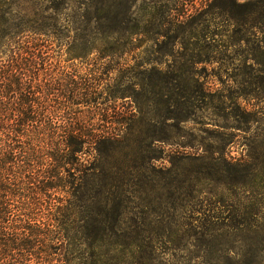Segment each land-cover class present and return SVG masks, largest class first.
<instances>
[{
  "label": "rangeland",
  "instance_id": "374dc122",
  "mask_svg": "<svg viewBox=\"0 0 264 264\" xmlns=\"http://www.w3.org/2000/svg\"><path fill=\"white\" fill-rule=\"evenodd\" d=\"M120 1L127 9V32L137 34H125L119 52L102 59L92 54L67 61L63 53L53 58L82 70L81 74L87 64L109 66L115 82L107 85L102 98L117 96V104L131 117L121 140L102 147L106 173L116 179L105 194L109 199L106 229L116 234L109 246L140 251L137 258L122 260L126 264H264V182L254 180L264 171V106L255 107L263 108V113L251 125L244 123L245 113L235 112L233 106L228 109L229 104L224 106L217 99L195 101L189 111L187 104L179 112L172 104L173 80L170 106H166L161 85L152 77L153 70L163 77L188 73L198 81L189 82V89L200 84L212 93L264 87V82L243 76L257 70L242 63L248 55L258 54L251 35L255 28L248 21L237 33L233 18L235 2L255 0ZM100 2L69 0L62 22H74L80 31L87 24L94 26L85 10ZM63 4V0H0V36L18 21L43 23L44 15L52 13L49 7L62 10ZM195 35L200 37L197 45ZM239 35L250 38L240 41ZM207 43L209 49L199 46ZM198 53L203 62L194 65L191 57ZM240 104L250 111L248 106L254 101ZM177 112H189V121L175 124L169 120L167 126L152 123L156 116L172 118ZM152 137L162 140L151 149ZM183 156L200 159L186 161ZM148 161L157 173L146 172ZM246 161H250L251 184L245 190L238 186L227 190L222 182H231L234 175L217 170L218 164ZM228 250L235 258L233 254L225 257ZM248 251L246 258L241 256Z\"/></svg>",
  "mask_w": 264,
  "mask_h": 264
},
{
  "label": "trees",
  "instance_id": "16d2710c",
  "mask_svg": "<svg viewBox=\"0 0 264 264\" xmlns=\"http://www.w3.org/2000/svg\"><path fill=\"white\" fill-rule=\"evenodd\" d=\"M63 1L62 10L48 8L52 13L44 15L43 23L18 21L0 36V264H126L122 260L135 259L140 253L110 247L109 241L116 234L106 229L109 199L105 194L116 179L106 173L102 147L119 142L131 119L117 104V96L102 98L107 85L115 82L109 76L111 70L106 65L87 64L81 74L82 70L53 59L60 53L69 58L67 61L92 54L102 59L121 50L125 34L132 36L137 31L127 32L123 1L108 4V0H101L96 7L91 3L92 9L87 7L85 15L94 26L87 24L83 31L74 22H62L69 7V0ZM234 5L237 15L233 18L239 27L236 32L248 21L255 28L251 35L258 54L248 55L242 63L257 70L243 76L262 83L264 0ZM247 6L252 9L247 10ZM195 37L197 45L200 37ZM248 38L239 35L237 39ZM199 46L210 48L208 43ZM197 55L191 57L194 65L203 62L202 54ZM152 74L161 85L166 106H170L173 80L172 104L179 112L187 104L189 111L195 101L217 99L224 106L229 104L228 109L233 106L235 112L245 113L244 123L249 125L263 113V108L255 109L258 104L264 106L262 86L212 93L200 84L189 89V82L198 83L195 75L179 72L163 77L155 70ZM242 100L254 101L248 104L250 111L241 106ZM179 112L172 118L156 116L152 123L167 126L171 120L186 124L189 112ZM160 139L152 137L148 148H154ZM199 159L182 157L186 161ZM250 168V161L222 162L216 167L234 175L231 182H222L227 190L237 186L247 189L253 179ZM146 172L155 174L157 170L149 163ZM254 180L264 182V171ZM261 240L264 242V234ZM249 253L241 256L246 258ZM232 254L234 257V252L224 251L226 258Z\"/></svg>",
  "mask_w": 264,
  "mask_h": 264
}]
</instances>
